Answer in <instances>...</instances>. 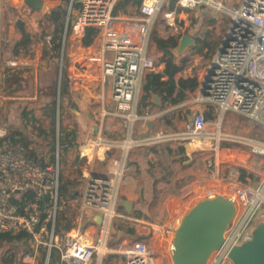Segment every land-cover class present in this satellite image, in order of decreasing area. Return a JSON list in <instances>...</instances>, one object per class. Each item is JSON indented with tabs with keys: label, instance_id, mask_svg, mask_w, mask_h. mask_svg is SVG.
<instances>
[{
	"label": "built area",
	"instance_id": "2783aa9c",
	"mask_svg": "<svg viewBox=\"0 0 264 264\" xmlns=\"http://www.w3.org/2000/svg\"><path fill=\"white\" fill-rule=\"evenodd\" d=\"M118 1L70 0L67 25L71 23V3L79 6L75 22L70 24L72 30L75 29L74 48H80L82 41L78 37L85 30L95 31L98 42L92 45L95 49L82 57L79 51H72V57L76 58L64 70V89L70 93L75 91V97L84 95L87 90L86 94L101 101L107 88L113 112L110 114L102 109L94 136L78 147L83 188L75 224L68 227L67 233L60 235L55 228L61 198L58 194L61 150L57 140L56 162L40 166L27 158L22 146L13 144L0 129V140H3L0 144V235H30L33 254L28 260L33 264L41 248L46 251L43 264L49 263L52 252L57 254L58 264H93L94 258V264H103V257L109 254L117 255L120 264H155L153 254L142 241H134L117 251L107 246L112 222L118 217L115 208L125 161L133 150L168 143L188 144L199 152L211 154L209 165L226 169L230 167L232 150L220 146L235 143L246 148L252 158L264 160V143L220 133L221 118L227 113L264 126V0H240L239 7L232 10L225 9L221 0H176L172 10L163 11L164 24L171 33L177 30L178 10L204 6L225 11L228 25L223 34L226 39L222 51H218V46L191 102L215 108L220 114L214 129L209 127L212 125L204 112L197 110L185 130L176 133L151 131L143 139L139 133L144 132V124L152 116H139L136 110L144 78L155 71L150 35L158 13L167 7L169 0H155L151 13L141 11L132 18L113 14ZM8 7L14 6L0 0V12ZM62 39L66 40V33ZM112 116L118 121L117 129L107 134V129H103L104 121ZM139 124H143V128H138ZM114 152H118V157L109 160L103 172H97L95 164L100 156ZM257 177L258 184L245 203L237 206V198H230L236 207L235 216L223 234L221 247L211 253L205 264H232L228 258L231 249L249 241L257 219H264V215L259 216L264 208V163L259 165ZM230 191L235 194L239 189L231 187ZM94 216L100 218L99 225L94 223ZM86 223L97 227L92 240L82 239ZM162 230V223L151 224L152 232Z\"/></svg>",
	"mask_w": 264,
	"mask_h": 264
},
{
	"label": "rangeland",
	"instance_id": "374dc122",
	"mask_svg": "<svg viewBox=\"0 0 264 264\" xmlns=\"http://www.w3.org/2000/svg\"><path fill=\"white\" fill-rule=\"evenodd\" d=\"M154 1L147 3L141 11L144 13H151L152 8L154 6ZM59 6L62 7V10L65 12L63 18V26L65 24L66 13L69 11L70 0H60ZM74 3H71V13L75 14L76 8H73ZM227 8H235L236 2L235 0H228V4H226ZM56 4H50V14L55 11ZM224 7V6H223ZM225 8V7H224ZM225 8V9H227ZM21 12L12 15V18H17L18 20L24 19L26 22V27L24 29V34L21 36L19 33L9 34L6 27L5 20L4 26L0 27V68L5 69V62L8 60H12V56L10 54L11 49L14 44L17 42H21L23 40H29L30 43L23 49L20 50V55L18 57V61H12L15 64V67L8 65L9 68H27L29 61L36 66V72L32 73L30 78H26L21 83L20 89L12 93H6L0 95V125L7 129V133L18 131L22 134V136L26 139L27 142H30V148H36V152L39 153V147L44 143L42 141V134L40 130H44V132L49 133L50 131V118L46 115L47 104L50 101L56 102V104H60L63 108L60 110L59 114H56V127L55 131H59L60 127H68L69 129L73 128V124L77 126L78 133V141L85 140L87 137L94 136V129L97 125V119L95 116L89 113H82L85 109L83 104L81 105V101H79V95L76 98L73 95L74 92L70 93V91L64 92V70L66 66L71 62L73 58L69 54L70 48L72 51H81V57L84 55V51L74 48L75 43L73 40H69V35L66 34V40L62 42L60 49L58 52L54 53L53 51L43 48V44L41 39H39V34H45L51 37L53 35V26L51 22H47L46 18L42 21H37L38 17H35L34 20H30L27 16L26 11L22 7L18 8ZM126 12H119L118 14L121 17L132 18L138 16L139 9L136 11L132 7H126ZM209 11L197 10L196 17L191 14H187L185 18L186 27L183 28V22L181 19H178L179 29L171 33L163 21V11L161 10L153 24L152 32L150 35V41L152 45H155L152 41L151 37L153 33H155L158 37L166 38L168 35H179L187 36L193 40V42L198 38H206L208 41L216 40L218 42V46L220 44L221 38L227 28L228 25V17L225 14L223 9L210 8ZM205 12L204 16H201L202 13ZM215 18L217 22L212 20ZM33 21V22H32ZM22 39V37H24ZM178 40V43L181 39ZM68 41L70 42L68 44ZM217 46V47H218ZM217 49V48H216ZM216 51V50H215ZM215 52L209 56H204L203 54H195L192 50V46L186 48L180 55L176 54V49L173 51V55L175 61L178 63L180 60L187 59L188 67L182 73L183 78L188 77H196L197 81L201 78L204 69L207 67L208 63L211 62ZM156 52L153 50L152 60L155 64L154 73L160 72V58L159 56L155 57ZM79 57V58H81ZM11 62V61H10ZM33 67V69H34ZM16 86H11V89ZM84 92L87 93V90ZM195 92V91H194ZM194 92L189 94L186 101L183 105H179L177 107H169L170 111L163 114L157 120V128L165 129V131L169 133H176L177 129H182V126L186 125L187 121L191 117L192 113L197 111L198 109L202 110V106H197L191 104V102L195 99ZM4 99L2 100V98ZM93 108L96 107V102L93 99L86 102ZM81 105V106H80ZM43 107V108H42ZM86 107V108H87ZM88 109V108H87ZM161 109V108H160ZM163 109V108H162ZM24 110H31L28 115H23ZM137 114L140 116L141 113H144L145 110L141 105L137 106ZM28 112V111H27ZM220 114V113H219ZM58 115L60 117V121L58 122ZM218 121V120H217ZM216 121V122H217ZM215 121H210V128L214 129ZM220 133L224 136H228L236 139H248L255 140L257 142L264 143V127L261 125L255 124L254 122L234 113H227L224 117L221 118L220 124ZM235 146V147H233ZM222 149H229L232 155H230L229 163L230 167L228 170H242L244 172H254L252 178H257V172L259 171V164L264 163V160H259L256 158H252L249 156L247 149L242 148L238 144L231 143L228 146H225L224 143L221 144ZM238 147V148H237ZM23 148V147H22ZM60 150L62 154L59 157V167L60 174L64 175V177H68L70 179L78 178V174L75 171L76 167L73 165L70 167L69 163L71 160L70 154H66L64 148L61 146ZM26 152V149H24ZM220 156V155H219ZM55 161V150L52 154L51 161L47 164H54ZM218 162H221L218 161ZM148 168L151 167V164L148 163ZM138 168V167H136ZM247 170V171H246ZM137 172V169L134 173ZM254 175V177H253ZM253 181V180H252ZM80 184L76 187V190L79 191ZM201 195H197L190 199V201L183 207L184 214L188 212L193 205L202 200ZM225 198H229L228 196H222ZM62 198V197H61ZM59 201L60 210L65 212L67 216H71L70 224L71 226L75 224L76 215L78 214V202L77 199L65 201V199H61ZM117 210V208H115ZM264 215V208L259 213L260 215ZM134 216V213H133ZM140 219V218H137ZM261 218L257 219V222ZM146 221V220H145ZM165 219H158L154 223H163ZM130 229L129 223L126 221H116L111 225L110 230V247L112 251L118 250V243L122 234ZM117 230L119 232H117ZM62 233H67L69 230L61 229ZM151 235L146 241V246L150 249L153 256L158 253V245L159 243L155 239H151ZM159 240V239H158ZM163 247V245H162ZM14 249L16 256L19 258L22 252L25 249L24 244H13L7 245L0 249V258L3 256L6 250ZM113 261L118 260V256L113 254ZM170 255V254H169ZM32 256V255H31ZM31 256H24L14 262V264H30L28 260ZM56 256V255H55ZM108 260V258H106ZM38 260L36 258L35 264H37ZM44 263V262H43ZM42 263V264H43ZM162 264H172L170 256L166 255L165 260Z\"/></svg>",
	"mask_w": 264,
	"mask_h": 264
},
{
	"label": "crops",
	"instance_id": "0c3cea01",
	"mask_svg": "<svg viewBox=\"0 0 264 264\" xmlns=\"http://www.w3.org/2000/svg\"><path fill=\"white\" fill-rule=\"evenodd\" d=\"M6 1L8 6L12 5L14 7L13 8L8 7L7 9L2 10L0 12V27L4 26L5 20H7L6 27L8 33L12 34L16 32L19 33L21 36H23L24 31L20 32L16 26L18 19L12 18V15L21 12L18 9L19 7L20 8L22 7V9L24 8L30 20H34L35 17H38L37 21H42L44 18H46L47 22H49L48 19H50L51 16L50 4L52 3L56 4L55 7L56 9L57 7H59L58 3L60 0H37L36 2L37 6H35L34 8L25 5L23 0H6ZM149 2H151V0H141V5L139 8L138 15H140L141 9ZM235 2H236V7L232 9H236L239 7L240 0H235ZM221 4L222 6L227 8L226 4H228V0H221ZM72 6L73 8H76V12L75 14L71 13L70 22L74 23L77 9L79 6L78 4H73ZM198 9L202 11H209L208 9L210 8L204 6H197L193 9L178 10V15L176 18V29L177 30L179 29L178 26L179 22L177 21L178 19H181V21L183 22L182 24L183 28L185 29L186 15L191 14L196 17V12ZM232 9L227 8V10H232ZM67 15L68 12L66 13L64 29H63V33L61 34L62 42H63L62 38L64 33L69 35V40H73V37H75L74 36L75 29L72 30L70 26L71 23L67 25ZM204 15L205 12L201 14V16ZM212 20H214L217 24V21L215 20L214 17L212 18ZM20 21L24 23V29H25L26 22L24 21V19H21ZM47 37L50 38L49 35L39 34V39H41L44 49L50 48V40L49 41L46 40ZM23 38H25V36L22 37V39ZM78 38L79 40L82 41L79 49L84 52H87L90 49L91 50L95 49L92 45L94 43L97 44L98 42L97 33L93 30L83 31ZM21 42H17L13 46ZM69 43L70 42L68 41V44ZM152 49L156 52L155 57L159 56L160 53L156 50L155 45L152 46ZM69 54L71 56L73 55L71 48L69 50ZM9 55L12 56V60H8L7 62H5L6 65L5 68H9L8 65H10V63H13L12 61H18V57L20 53L17 56H13L11 51L10 54H8L7 56L9 57ZM30 62L32 61H29L27 68H30L32 73L33 70L34 72H36V66L34 67L33 64ZM159 66H160V70H162L163 65L160 64ZM12 67H15V65ZM3 71L4 69L0 68V84H1V77ZM200 79L201 78H199L198 85ZM64 92L66 93L65 89ZM194 94L196 97L197 88ZM141 96H142V90H141ZM3 99L4 97L2 98V100ZM90 99L94 100V97L90 96V94L84 93V95L79 96V101H81L80 102L81 105L83 104V106H85V109L82 113L92 114L97 119V125L94 129V134H95L97 128L100 125V112L102 111V109L111 114L113 112V107L110 102L109 90L107 88L103 94V100L101 101L94 100L97 103L95 108L91 107L90 105L89 107H87L88 104L86 102L90 101ZM151 101H152V106L144 107L145 112L141 113L140 116H144V115L150 117L152 116L150 119L153 122L151 128L152 132H157V131L167 132L165 131V129L157 128V120L163 114L169 112L170 110L169 109L167 110V108L160 109L159 106L160 103L159 105H154L153 96L151 98ZM0 107L2 106L0 105ZM147 110H150L149 114H147ZM201 111L204 112V115L210 114L213 117V119L209 120L208 122L210 121L216 122L219 118V112L215 108L202 107ZM0 113H1V109H0ZM104 124H105L104 126L105 128L103 129H107L108 132L106 133L109 134L111 133L109 131L117 129L118 121L112 116L105 119ZM185 124L186 125L182 126V129L180 130L177 129L175 131L180 132L185 130L187 125L189 124V121H187V123ZM137 126L138 128H143V124L142 125L139 124ZM145 126L146 123L144 124V127ZM0 129L3 130L7 135V129L5 130V128L1 125H0ZM88 138L89 137H87L85 140L79 141L78 147L81 144H83ZM56 140L58 142L57 130H56ZM229 144L231 143H224L225 146H228ZM180 146L183 147L184 145L177 143H168L151 148L133 150L129 152L125 161L122 186L120 188L121 190L119 192V197L116 205L117 208L116 213L118 217L113 222L126 221L129 223L130 229L126 231L124 234H122L120 241L118 243V249L125 247L134 241H142L146 243L147 239L151 235V237L157 240V242L159 243L158 253H156L155 256H153L155 264H162L165 260V256L166 255L170 256L169 254H170L173 232L176 229L179 220L184 215L183 207L190 201L191 198L196 197L198 194L204 196L202 197V200L207 198H213L216 196H228L229 198L235 196V198H237L236 201L237 206H241L249 199L250 194L256 188L259 180L258 177L252 178L251 174L252 173L254 174V172H244L240 169L231 171L228 170L229 167L226 169H220L215 165L214 166L209 165L207 162L211 154L199 152L198 150L187 152L184 149V147L181 152L178 150ZM190 147L193 148V146ZM77 150L75 153L76 163L74 164V166L76 167L75 171L77 172L79 179L77 181L78 184L76 187H78L79 184L81 187L79 191H77L75 199H77V202L79 204L80 193L83 188V183H82L81 172L78 167ZM60 154H62V151L60 152ZM117 157H118V152L102 154L100 156L99 161L95 164V170L97 172H103L109 160ZM148 163L151 164L150 168H148L149 165ZM136 169L137 172L134 173ZM231 187H236V188L238 187L239 189L238 193L234 194L232 191H230ZM123 201H127L131 203V210L129 214L126 213L125 209L121 205ZM158 219H165V221L162 223L163 230L157 233L152 232L151 224ZM69 226H71V224H69L63 230H68ZM96 231H97V227L94 224H88V223L84 224L82 239L92 240L96 234ZM117 232L119 231L117 230ZM57 233L60 235L63 234L61 230ZM110 240H108L107 246L110 250H112L109 245ZM113 257H114L113 254L104 256L102 259V263L120 264L119 258L117 261L116 260L113 261L112 260ZM106 258H108V260ZM94 263H96V258H94L93 260V264ZM30 264L33 263L31 262ZM57 264H58V257H57Z\"/></svg>",
	"mask_w": 264,
	"mask_h": 264
},
{
	"label": "trees",
	"instance_id": "16d2710c",
	"mask_svg": "<svg viewBox=\"0 0 264 264\" xmlns=\"http://www.w3.org/2000/svg\"><path fill=\"white\" fill-rule=\"evenodd\" d=\"M176 0H169L167 7L162 10H172L174 8ZM141 0H119L114 8L113 14L116 15L120 11L126 12V7H132L136 11L140 8ZM65 12L62 7L59 6L51 13L49 23L51 22L53 26V35L50 40L49 50L54 53L58 52L61 44V34L63 33V18ZM45 35V34H42ZM181 37V36H180ZM179 35H168L166 38L158 37L153 33L151 39L155 44L156 50L161 54L160 63L163 65V69L158 72H150L146 74L143 84H142V96L138 105L143 108L152 106L151 98L152 96H157L160 98V108L176 107L183 104L188 95L192 94L197 86L198 81L196 77L183 78L181 75L188 67V60L181 59L180 62H176L173 51L178 46ZM30 43L29 40L23 41L12 47V55L17 56L21 49L25 48ZM218 46L216 40L208 41L206 38H198L194 41L192 50L195 54H203L204 56H209L213 54ZM32 72L30 68H5L0 84V95L6 93H12L20 89L21 83L26 78H30ZM11 86H16L11 89ZM43 108V107H42ZM63 107L60 104H56L54 101H50L47 104L46 115L50 118V131L49 133L40 130L42 134V141L44 142L40 147V152H36V148H30V142H27L22 134L18 131H13L7 133V137L11 140L13 144H20L23 149H26L25 155L27 158L33 160L40 166H46L49 160L51 161L52 154L55 150L56 143V131H55V121L56 114L60 112ZM28 111V112H27ZM31 110H24L23 115H28ZM60 115V114H59ZM58 115V122L60 117ZM205 118L207 121L212 120L213 117L210 114H206ZM3 140H0V144ZM58 145L63 147L66 154H70V167L76 163L75 153L79 145L77 126L73 124V128L60 127L58 131ZM182 152L183 147L178 148ZM77 178L70 179L64 177V175L59 173V187L58 194L61 195L65 201L73 200L76 198V186L78 184ZM71 216H67L65 212L59 210L55 218V228L56 232L64 229L70 224ZM22 243L25 246L24 251L18 258L15 254V250L8 249L5 251L3 256L0 258V264H14V262L24 256H31L33 254L31 245L32 240L30 235L26 233H18L15 235H0V249L7 245ZM54 252L51 253L48 264H57V256ZM46 251L45 249L39 250V255L37 257V264H42L45 260Z\"/></svg>",
	"mask_w": 264,
	"mask_h": 264
},
{
	"label": "water",
	"instance_id": "95a60500",
	"mask_svg": "<svg viewBox=\"0 0 264 264\" xmlns=\"http://www.w3.org/2000/svg\"><path fill=\"white\" fill-rule=\"evenodd\" d=\"M25 5L34 8L37 0H23ZM20 32L24 31V23L20 20L16 23ZM226 36L221 38L218 51H222ZM194 45L191 38L182 36L176 48V54L180 55L186 48ZM214 65L212 61L211 66ZM160 98L153 96V104L159 105ZM150 110H147L149 114ZM153 122H146L144 132L139 133L141 139L151 133ZM187 152L196 149L184 144ZM126 213L131 210V203H121ZM236 207L230 198L216 196L197 202L186 212L173 232L170 247V259L172 264H205L211 253L218 250L223 242V234L235 216ZM96 225L100 218L93 217ZM228 258L232 264H264V219L259 220L251 233V239L231 249Z\"/></svg>",
	"mask_w": 264,
	"mask_h": 264
}]
</instances>
